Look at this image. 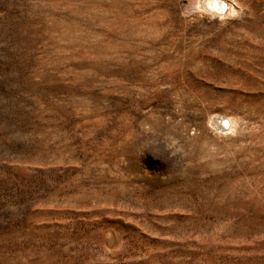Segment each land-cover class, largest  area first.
<instances>
[{
  "label": "rangeland",
  "instance_id": "rangeland-1",
  "mask_svg": "<svg viewBox=\"0 0 264 264\" xmlns=\"http://www.w3.org/2000/svg\"><path fill=\"white\" fill-rule=\"evenodd\" d=\"M224 1L0 0V264H264V0Z\"/></svg>",
  "mask_w": 264,
  "mask_h": 264
},
{
  "label": "bare ground",
  "instance_id": "bare-ground-1",
  "mask_svg": "<svg viewBox=\"0 0 264 264\" xmlns=\"http://www.w3.org/2000/svg\"><path fill=\"white\" fill-rule=\"evenodd\" d=\"M199 5L205 9L206 12H212L216 15H226L233 11V8L230 4H226L224 0H200ZM218 127L221 129L223 134L226 132H232L231 130L235 128L234 120L232 118H227V121L224 118L217 119Z\"/></svg>",
  "mask_w": 264,
  "mask_h": 264
}]
</instances>
